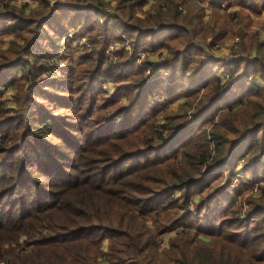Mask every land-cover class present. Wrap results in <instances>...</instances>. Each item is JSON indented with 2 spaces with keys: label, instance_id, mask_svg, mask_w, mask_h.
Listing matches in <instances>:
<instances>
[{
  "label": "trees",
  "instance_id": "1",
  "mask_svg": "<svg viewBox=\"0 0 264 264\" xmlns=\"http://www.w3.org/2000/svg\"><path fill=\"white\" fill-rule=\"evenodd\" d=\"M38 1L42 10L26 14L0 0V76L12 91L0 96V263L264 264V230L251 222L264 223V188L255 196L216 184L245 153L253 173L264 162V86L246 81L249 71L264 78V23L253 18L264 0H155L145 11L144 0H114L117 34L104 31L60 75L38 49L58 40L49 26L65 14ZM225 41L226 65L240 66L221 82L211 52ZM102 79L115 85L108 97L94 86ZM178 95L184 103L170 113L160 101ZM216 109L207 131L202 120Z\"/></svg>",
  "mask_w": 264,
  "mask_h": 264
},
{
  "label": "rangeland",
  "instance_id": "2",
  "mask_svg": "<svg viewBox=\"0 0 264 264\" xmlns=\"http://www.w3.org/2000/svg\"><path fill=\"white\" fill-rule=\"evenodd\" d=\"M10 4L15 8H20L21 6H25L24 12L27 14L30 10L39 12L42 10V8L39 5L38 0H8ZM50 6H54V8H57L64 12L65 15H61L60 21L58 23L51 22L49 29L54 28L55 26H58V30H56L55 35L58 36V40L56 42L53 41L51 43V46H46L45 43L42 45V47H38V52H44L45 54H48L50 57V62H52L54 65L59 66V69H57V74H61L62 69L66 68L69 69L72 67L75 63H81L80 56L82 52H88L92 50L93 48L100 47L99 44L102 42L104 38V31L108 30L109 33H116V23L117 20L114 19L111 14H113L112 5H114V0H101V2H98L101 4L97 8L93 6H88L85 1H79V0H47ZM146 4L142 7V10L145 11L149 9L150 5H152L155 0H144ZM191 3V6H202L204 8H210V3H216L221 6L224 4H227L228 2L225 0H189ZM100 8V9H98ZM111 12V13H108ZM116 14V13H115ZM210 9L206 10V15L209 16ZM114 15V14H113ZM108 16V17H107ZM254 20H258L262 23H264V11L260 13V16H253ZM80 24V25H79ZM91 27L90 29H87L84 26ZM82 26V27H80ZM81 29H80V28ZM85 28V29H84ZM96 28H98L100 31L96 33ZM101 28V29H100ZM107 32V31H106ZM52 34V33H51ZM261 39L264 40V26L260 31ZM52 40V39H50ZM109 43L106 46V54H111V52L114 50V48H118L117 42L114 39H109ZM51 42V41H50ZM231 44V41H225L223 47H218L216 50L212 51L211 53L215 55V57L218 60V63L214 65L210 70V72L218 78L221 82L224 81L226 78L224 76L227 74L228 68L236 67L238 64L240 66V62H234L232 65H226L229 62H232L233 60L228 56V45ZM119 46V45H118ZM128 49V46H125ZM140 51L139 53H142ZM112 55V54H111ZM141 56V55H140ZM112 56H108L109 61L114 60V58L111 59ZM139 57V56H138ZM111 59V60H110ZM143 60L141 57L138 58L137 62H140ZM72 65V66H71ZM23 71V68L21 67H15L12 71V74L16 76L17 74H20ZM67 74V73H65ZM249 74V75H248ZM246 81L253 80V82L260 87L264 86V78L258 74V73H252L249 71ZM161 79H163L167 85H171L173 82L170 80L168 74L162 73L160 76ZM182 81H177V83L184 84L186 88L192 89L193 87L185 84ZM3 78L0 76V96L4 97L5 99L11 97L12 91L7 90L3 86ZM94 86L97 88H102L105 96H110L114 90L115 85L110 80L102 79L99 82H95ZM241 89L238 87L237 90ZM179 89H176L174 93L177 94ZM184 97L181 95H178V97L175 99V102L171 101H160L161 103L169 105L170 113L177 112L179 110L178 104L184 103ZM174 101V100H173ZM6 106H10L11 108L15 107L14 103H7ZM174 109V110H173ZM188 115L191 113L190 110L187 111ZM191 116V114H190ZM220 116V109H216L215 113L212 116L205 117L202 121H206V124L204 125L205 129L208 131L210 122L211 121H217ZM188 118V117H187ZM191 118L186 120V123H188ZM156 122H160V119L157 118ZM48 124V123H47ZM249 152L244 154L240 157L239 160H237L235 165L234 173L231 175H228L227 167H222L219 170V174L221 177L218 179L216 184L218 185L217 188L221 189L222 192H226L227 189L231 190L233 187L236 188L239 185L248 186L251 192H248L247 194H254L255 196L258 195L261 188H264V162L259 163L255 167V173L251 170V166L248 168L244 167V164L247 161ZM42 158V156H41ZM176 196V195H175ZM234 198L237 201H241L242 198L237 197L234 194ZM245 198V196L243 197ZM198 200L197 197L193 199L194 202ZM195 206L192 207V203L190 204V211L192 215H195ZM205 213H202L201 216L197 217V220H199L201 223H206L208 216L204 215ZM242 220H244L243 216L241 217ZM191 222H194L193 218L188 219L186 224H190ZM252 224L260 223V226H262L264 230V223L260 221V219H251ZM147 223H150V220L147 221ZM152 229V227L150 228ZM169 237H171L170 234H163L158 240L161 241V249H165L168 246V240ZM157 240V242H158ZM107 247V241H103L101 244V248L105 251ZM0 264H6V262H2ZM107 264V263H102Z\"/></svg>",
  "mask_w": 264,
  "mask_h": 264
},
{
  "label": "built area",
  "instance_id": "3",
  "mask_svg": "<svg viewBox=\"0 0 264 264\" xmlns=\"http://www.w3.org/2000/svg\"><path fill=\"white\" fill-rule=\"evenodd\" d=\"M154 1V0H153ZM147 53L146 52H142V53H138L137 56L143 58ZM141 55V56H140Z\"/></svg>",
  "mask_w": 264,
  "mask_h": 264
}]
</instances>
